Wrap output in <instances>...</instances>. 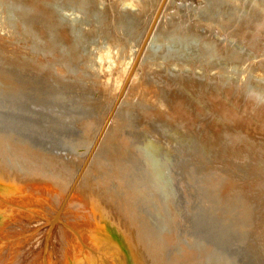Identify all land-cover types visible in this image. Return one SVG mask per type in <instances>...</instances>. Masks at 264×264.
Instances as JSON below:
<instances>
[{"label":"rangeland","instance_id":"rangeland-1","mask_svg":"<svg viewBox=\"0 0 264 264\" xmlns=\"http://www.w3.org/2000/svg\"><path fill=\"white\" fill-rule=\"evenodd\" d=\"M42 1L43 0H40L41 3ZM247 1L248 3H246ZM30 2L31 0H0V50L2 51H0V53L2 54L4 50H7L4 51L3 54L5 55H3V57L0 55L1 133L11 137H17L16 134L19 130H26L28 134L27 138L36 147V149L39 147L42 152L49 153L57 158H60L64 162L65 166L61 171L62 176L59 178L62 183L68 180L70 175L73 173L79 159L76 172L74 173L72 179L73 182L71 189H73L83 169L87 168L88 161H90L89 159L91 158L92 153L94 152L110 121L120 120L116 113L120 105L124 103H121L122 98L127 96L134 99L135 97L142 95V100L144 101L143 104L149 111H157V115L159 116L158 119L170 117L171 123L169 122L165 125L155 121L151 123L153 127L150 124H139L136 115L138 116L140 113L137 110L135 111L134 108L129 107L128 110H126L127 113H124V122H126V124L123 122V128L120 127L122 131L124 129V131L130 133L132 132L134 134L133 137H136V139L133 138L135 139V142L133 141V145L136 143L138 146H136L138 148L137 150L135 148H133V150L131 148L132 146H129L133 151L131 152L130 149L127 148L129 152L127 151L126 156L122 155L124 159L128 158V160H124L125 165L127 164V166H131V170H129L130 173H128L129 175H125L124 177L122 174H116L113 170H111L113 164L110 165L112 162L110 159L106 158L109 160L108 162L107 160L102 161V159L97 158L94 162L96 164L94 170L91 171V174L92 172L94 174V179H92L95 180L98 178V180L102 182L103 188L104 186H106V188L109 187L108 189L104 188L105 190L103 189V191H109L111 188V192H113V187H116V194L115 191L114 194L117 197H120L122 193L125 194L126 190L130 188V186L133 188V192L137 191V198L134 202L129 203L128 205L151 226H153L157 232L160 231L159 234L163 236V238L161 235L159 236L162 240L160 243H162V246L164 245V252L162 251V255L164 253L163 257L166 258L167 256L168 260L164 259V261H169V264L171 263V256L173 257L174 255L173 259L177 264H208L210 261H214V257L216 261L210 262V264H218L221 256V259L226 258V260L223 259L222 261L220 259L219 264H222L223 262V264H227L228 262V264H264V252L259 245V240L257 239L258 233L257 235L256 233L254 234L255 231L253 229L255 224L257 225V223H259L256 222V220L258 221V217L252 218V220H254L253 223L251 220L252 226L246 224V228L244 226L246 219L243 216H240L242 211V208L240 207H242L243 201L240 199H243V195L241 194L243 193L242 190L246 191L247 194H250V192H258L264 189L260 187L261 185L263 186V184L258 185L257 177L252 176L253 174L249 171L251 168L257 167L261 169L260 166L264 167L262 165L264 164V146H261L264 142V37L263 39L261 38L264 33V22L261 21L264 20L261 19V17H263L261 15L263 14L257 11L258 9L262 10L263 8L264 13V1L91 0V5L93 6L95 4L92 9L96 8V10H92V12L89 13L88 11L81 10L78 7L71 5L66 6L63 4L66 6V8L62 6L65 9L61 11L63 13V18L70 20L73 24H77L80 28L82 27L81 29L79 28V31H73L74 34L76 32L77 34L75 35L80 38H77V41L78 44L80 43L79 45H81L79 46V49L82 50L83 54L86 53L87 55L94 57L102 52V54L106 56L102 61L99 60L98 56L97 58L94 57L96 69L98 71L97 74L100 78L99 80H102L103 82V84L99 82L101 83L99 86L101 88L97 87L99 83L96 84L97 86L94 85L96 87L90 86V81H87V78L89 77L88 74L83 76L85 79L76 77L78 72L86 66V64L81 60L85 54L79 56L80 53H76L78 55H75V60L70 62L73 53L69 50L68 53L62 55L63 49H61V47L63 45L61 44L59 48L56 49L57 51H55L56 55H58L56 58H53L55 61L51 63L52 66L50 64V69H48V67L46 69L41 66L39 67V63H35V61H33L34 65L33 62L31 63V67H27V69H20V66L28 60L26 59L27 53L33 55L37 52L32 51L29 48L25 49V47H29L31 43L26 33H23L25 32L24 28L28 25L39 27L42 21V17L40 15L41 8L31 9L33 11H31V15L28 16L27 13H25L26 11L28 12V10L30 12ZM31 3L35 5L39 3V0H34ZM156 8H160L159 10L161 11L164 9L161 21H169L172 23L173 27L171 26V30L165 34L156 33L154 39L150 43V37L153 35L154 27L151 29L149 28L148 31L147 27L153 19V12ZM210 9H212L211 12ZM256 12L258 15L260 13V15L254 16L257 15L254 14ZM100 14L107 16V18L110 17L111 19L108 20L104 17L107 23L103 19L102 21H97L95 19L93 20V24L88 23V19H91V17H97L98 15L100 16ZM225 14L228 15L227 17L225 16L226 19L224 17ZM119 16L120 18L125 17L126 25H128L127 22L135 17V20H131L133 22L129 25L130 27H127L126 29L128 32L122 31L123 34L120 32L122 28H120ZM178 17L180 18L178 19ZM234 17H236V20L233 19ZM219 18L223 19H220L219 21ZM241 19L243 21H247L244 22L247 26L244 27ZM252 19H255L257 22ZM260 19L261 21H259ZM221 20H226V22ZM204 21L209 23L206 24ZM229 21L233 23V25L231 23L228 24L227 22ZM248 21L252 22L250 23ZM218 22L220 23L219 25ZM221 22H224L222 23L223 25H221ZM96 23V26L98 27L95 26ZM193 23L194 25H192ZM235 23L237 26L242 23L240 26H243V28L235 26ZM89 24H91V28L88 27ZM208 24H211V26ZM224 24L225 27H223ZM230 25L233 27L231 26L230 28ZM19 26L24 28L20 29L21 27ZM117 26H119L118 28L120 29H118ZM174 26H176L175 29ZM196 26H198V28ZM248 26H253V28ZM261 26L263 27L261 28ZM84 27L91 29V31H89L90 33L86 30L83 32L82 30ZM95 27L96 29H94ZM186 27H188L189 30H187L188 28L186 29ZM206 27H208V29ZM210 27H212L213 30ZM235 27L239 28H236L239 30H236L237 33L235 32ZM191 28L193 29L192 33L190 30ZM196 28L197 31H194ZM245 28L249 34L247 32L245 33ZM18 29L20 31H17ZM97 29L100 30L97 31ZM111 29L113 30L111 31ZM250 29H252L251 31L254 34L251 33ZM255 29L258 31H255ZM102 30L103 32H101ZM114 30L116 32H114ZM198 30H201L202 32H199ZM80 31H82L84 35H81L83 33ZM242 31H244L245 34H243ZM238 32H241L243 34L242 36H246L242 38L241 34ZM106 33L107 35L104 36ZM121 34L124 38L120 37ZM112 35L113 37L111 39ZM115 35L120 38L118 39ZM251 35H256L257 37H252ZM19 36L23 38L21 39ZM208 36L212 38L209 39ZM213 36H217L219 38L221 43L226 46H223L222 49L226 48V50H222L220 47H217V43L215 41L218 39L213 38ZM248 36L250 37L246 40L247 42L245 41V49L243 39ZM238 38H242L240 39L241 42H239ZM226 39H229L230 41H227ZM17 40H19L24 46H21V44L19 45V41ZM108 41H110V44ZM225 41L226 43H223ZM231 42L234 47L231 45ZM174 43L176 45H174ZM236 43H238L239 46H241V44L244 46L238 48ZM96 44L99 45L97 46ZM2 46L4 50L1 49ZM247 46L250 49H248ZM9 47H11V49H9ZM21 47L24 48L22 49ZM108 47L110 50H112V48L115 50L110 52ZM232 47H236L235 49L238 53L241 52L240 48H242V52L231 57L228 52L234 50L231 49ZM83 48H87V50H84ZM145 48H147V51H145ZM14 50L16 51L14 52ZM20 50H26V53ZM27 50H29V52ZM18 51H20V53H18ZM115 51L120 52L118 54ZM138 53L140 55L137 57ZM144 54L147 55L145 56V59H143L145 64H143L141 60V57H143ZM7 55L10 57L12 56L13 58H9ZM15 57H17V60ZM59 57L61 59H59ZM258 61L261 63H258ZM246 62L248 64H245ZM250 62L253 63L250 64ZM63 63H65V65ZM63 65L66 66V68H63ZM15 67L17 70L13 69ZM34 67H36V69ZM51 67L53 68L51 69ZM69 67L70 70H68ZM157 67L163 71L159 75L160 78L158 80H154L151 77V74ZM206 68H208V70ZM37 69L41 71H38ZM66 69L68 70V74ZM47 70H50V72L53 71L54 74L52 73V75L50 73L51 75L49 76V72ZM181 71L186 73V77H181L182 74L180 75L179 73ZM170 73L177 76L176 80L180 83V90H178L177 87L176 89L174 87L167 89L168 96L164 97L160 93V82H162L163 79H166ZM7 78H15L24 81L25 83L23 88L13 90L9 87H4L2 85V80ZM84 82L89 84H86V86ZM150 82L155 85V90H148L145 88L146 86L144 87L145 84H149ZM201 82H208L207 89L201 90ZM235 83H237V85ZM88 86H90V88ZM241 86L247 88V93L243 92V90L239 92ZM227 89H230V91ZM218 90L220 98H222L221 102L214 101L212 98L208 97L210 93ZM227 94L229 96H226ZM233 96L235 100L232 101ZM241 97H243L242 100ZM106 100L110 101L109 106H107L109 101L107 102ZM225 100L227 101V105H225ZM239 101L242 102V104ZM136 103L137 102L134 101L132 105L138 107V104ZM129 104L130 103L127 102V105L125 106L127 107ZM233 105L235 107L233 108V112H238L239 110L241 113L244 111L243 113L238 114V118L236 117L237 122L239 121V118H241L240 116L247 115L244 116L245 118L247 117V120H243L244 118L242 116L243 119L241 118L242 120L238 122L244 125L243 128L237 127L226 114L227 112L224 107L227 106L229 108L226 107V109H232ZM244 106L245 109L247 108L251 112L247 109L245 110ZM30 108L32 111H30ZM251 114L253 118L256 114L257 116L259 114L258 117H255L256 120L253 119L255 122L250 119ZM102 115H104V118L101 120L94 133L96 123ZM126 115H128V118ZM35 116L37 120L34 119ZM138 117H140V115ZM259 118L262 120V123L258 122L260 121ZM86 119L91 120L92 123H90L89 126L85 125V128L81 127L82 121L84 122ZM232 119L235 118L233 117ZM92 120L95 121L93 122ZM185 120L190 121V125L188 127L181 124V122H184ZM260 123L261 125H259ZM249 124L252 127L248 126ZM154 125L155 129H150L154 128ZM130 126H132V131L129 128ZM218 130L227 133L228 136H231L232 134V138H229L228 140L232 142L236 151L240 152L239 156H246L245 152H249V154L253 156V159L256 157L257 160H254L255 163L258 161V163H256L257 165H255V163H253L254 160L250 158L249 159L253 161H248V158L244 160L242 159V161L240 159H238V161L237 159L235 161L234 159H231L232 156L229 146L220 147V140L217 132ZM172 134H174V136ZM91 136L93 138L89 141ZM21 138L25 139L26 137L21 136ZM146 142L151 143L155 148L147 146ZM146 148H148V150ZM138 150H140V154H138ZM20 159V157H17V160ZM98 161H101L102 163ZM141 162L144 164L142 165ZM248 163L253 164V167ZM23 164L27 166L28 162L24 161L22 165ZM230 164H232V166ZM136 166H138V169H141L137 171L135 169ZM22 167L24 166L17 167L18 173L26 170L25 168L22 169ZM96 168L97 170L99 168V172H101L100 174L99 172H96ZM149 168L151 172L148 171ZM101 170H103V172ZM261 170L263 171L264 168ZM133 171L137 172L134 173ZM208 171L210 172L208 173ZM214 171L216 172L214 173ZM226 172L234 173L236 178L239 179L233 190H235L234 192L239 190L238 193L241 196L238 193L232 192L234 193L233 196H236L237 198L234 197L235 200H233L234 198L232 199V202H235L231 205L234 207L236 205H240L238 206L240 209L237 206L236 207L238 209L236 207L234 208L235 211L232 206H230L231 211L229 209L226 211V208L222 206L223 204L220 200L217 202L219 190L222 192L223 188L225 189L227 185L224 184L225 186L219 185L217 187L213 185V187L210 184L213 179L220 177V175H222L221 177L223 178L224 176L226 177L229 175L228 173L226 175ZM106 173L108 175L110 173L111 174L108 176ZM218 173H220V175ZM31 175L32 172L30 173L28 171L19 173L21 180L26 182L30 181ZM103 175L105 177H103ZM209 175H212L214 178H211L212 176L209 177ZM113 178H115V180ZM106 180L109 182L112 180L111 183L115 181V184H111L110 187V183H107ZM94 183L97 184V181ZM206 184H208V187ZM116 185L120 186L119 189ZM2 186L5 187L4 183L0 182V193L2 195L5 194L8 197L5 200L4 197L0 196L1 217H3V219L5 218V223L3 222L0 224V264H76L70 262L75 258H77L79 264H118L115 262L117 258L123 260L124 253L120 246L117 245L116 241H112L115 253L110 256L109 247L104 242L101 234L97 231H93V235V232H86V226L82 218H79L78 216L74 217L76 218L73 220L75 221L74 224H76L74 225L71 223L72 221L70 222L67 214L63 217L60 212L58 216L54 217V212H56L55 210H57L56 206L58 204L57 197L53 199V195L51 196L46 191V188L35 190L32 185H22L17 188H4L3 190H5V192H3V190H1ZM91 188L89 189L87 187V191L91 190L88 192L86 191L87 194L90 192L93 193ZM121 191L124 192L120 193ZM237 194L240 196V200H238ZM251 199L252 206H250V208L252 207V211H255L257 209L256 207L258 202H255L253 198ZM213 201L216 203L214 204ZM236 202L239 204L237 203L234 205ZM63 203L60 208H62ZM219 206L220 209L218 212ZM73 210L76 211L74 212ZM71 211L73 212L72 214H79V210L76 206H73ZM216 211L219 213L218 215H220V217L222 216L221 218L217 216ZM227 213L230 214L228 215ZM225 215L228 217H225ZM64 218H66V220ZM93 222L94 224H97V220H93ZM82 223L85 227H78L80 225L83 226ZM167 223L171 224L168 225ZM241 223H243V225ZM238 224H240V226ZM165 225H168V227H170L169 230H172L169 232L171 233L170 235L173 234L172 237L174 236L173 238L171 237L172 239H169L166 236L168 231L166 232V229H164ZM248 226H250V228H248ZM239 227H242L241 231L245 228L246 229L244 232H241ZM62 229L68 231L69 233L71 232L73 236L70 244L71 254L67 256V263L66 260L63 259L65 254L64 245L70 240L71 236H69L70 238L67 237L68 235L64 237L65 234H63ZM247 229L249 232L251 231V235ZM164 237H166L167 240ZM168 239L171 241H168ZM173 241L178 245H173ZM170 242L173 246H170ZM180 243L181 246H179ZM194 243L196 245L198 244L197 246H200L202 250H200V247L198 248ZM192 244L193 246L195 245L194 248ZM203 245L206 246L208 250ZM203 247L205 248V251H203ZM190 249L194 251H190ZM210 250L211 252H208ZM206 251L208 253H206ZM179 252H181V256H179V254L177 255ZM203 252H205L204 255H202ZM180 257H184L181 259L183 261L178 260V262L182 263H178L177 260H175ZM202 258L207 261L205 262L203 259L205 263H201L203 261H201ZM209 259L210 261L208 262ZM110 260H113L114 262ZM226 261L227 263H225ZM172 264L174 263L172 262Z\"/></svg>","mask_w":264,"mask_h":264},{"label":"bare ground","instance_id":"bare-ground-1","mask_svg":"<svg viewBox=\"0 0 264 264\" xmlns=\"http://www.w3.org/2000/svg\"><path fill=\"white\" fill-rule=\"evenodd\" d=\"M32 1H34V0H31V2ZM209 1V0H208ZM228 1H230V0H228ZM260 1H264V0H260ZM30 2V12H29V10H28V12L26 11L25 13H27V16L28 15H31V11H33V10H31V9H34V8H41V19H42V21H41V25H39V27H37V26H30V25H28L27 27H23L24 28V30H25V32H23V33H26V35H27V37H29V40H30V43H31V45L29 46V47H25V49L26 48H29V49H31L32 51H37V52H35L33 55H31V54H29V53H27V58L26 59H28L22 66H20V69H27V67H31L32 66V62L33 61H35V63L37 62V63H39V67L41 66V67H44L45 69L48 67V69H50V64L52 63V62H54L55 61V59H53L54 57L56 58L57 57V55H56V53H55V51H57L56 49L57 48H59V46H60V44L61 45H63L62 47H61V49H63L62 50V55L63 54H66V53H68V51L69 50H71L72 51V53H73V55L71 56V61L70 62H72V61H74L75 60V55H78V54H76V53H80L79 54V56L80 55H84L83 57H82V61L86 64V66L84 67V68H82L81 69V71H79L78 72V74H77V76L76 77H81L80 79H82L83 78V76L85 75H87L88 74V78H87V81L90 83V86L91 87H93L94 85H96V84H98L99 82H101L102 84H103V82H102V80H99L100 78H99V76H98V71H97V69H96V63H95V60H94V57L95 58H97V56L99 57V60H103L106 56H104V54H102V52L99 54V55H97V56H89V55H87L86 53H84L83 54V52H82V50L81 49H79V46H81V45H79L78 44V41H77V38H79V37H77L75 34H77L76 32H75V34H74V31H79V28L80 27H78V25L77 24H73V23H71V21L70 20H68V19H65V18H63V13L61 12V11H63V10H65L64 9V7L66 8V6L67 5H71V6H74V7H78V8H80L81 10H84V11H88V13L89 12H92V10H96V8H93L92 9V7L95 5H91V0H43L42 1V3L40 2V0H39V3H41V4H39V3H37V4H32ZM251 2V1H250ZM253 2V1H252ZM34 3V2H33ZM94 3V2H93ZM205 3V2H204ZM246 3H248V1L246 2ZM66 5V6H64V5ZM169 4H170V2H169ZM214 4V3H213ZM256 4V3H255ZM131 5H133V4H131ZM135 5V4H134ZM137 5V4H136ZM168 5V4H167ZM171 5V4H170ZM179 5V4H178ZM60 6H61V8H60ZM62 6H64V7H62ZM257 6V5H256ZM98 7V6H97ZM209 7V6H208ZM238 7V6H237ZM149 8V7H148ZM165 8H166V6H165ZM260 8H261V6H260ZM90 9H91V11H90ZM160 9V8H159ZM159 9H155L154 10V12H153V19L150 21V23H149V25H148V27H147V31H148V29L150 28H153L154 27V32H153V35L150 37L151 38V40H150V43H151V41L154 39V36L156 35V33L157 34H162V33H166V32H168V31H170L171 30V26H172V23L171 22H169V21H164L163 20V22L161 21V17L163 16L162 14H163V12H164V9H163V11H161V10H159ZM211 10L212 9H210V12H211ZM255 10H256V8H255ZM166 11V10H165ZM258 12H260V13H262L263 15H261V16H263V17H261V19L262 20H264V13H263V8H262V10H260V9H258L257 10ZM162 12V13H161ZM166 13V12H165ZM237 13V12H236ZM235 13V14H236ZM260 13H259V15H260ZM167 14V13H166ZM180 14V13H179ZM184 14V13H183ZM191 14V13H190ZM214 14V13H213ZM223 14V13H222ZM228 14V13H227ZM232 14V13H231ZM238 14V13H237ZM254 14H257V12L256 13H254ZM131 15V14H130ZM189 15V14H188ZM187 15V16H188ZM258 14L257 15H254V16H259ZM133 16V15H132ZM182 16V15H181ZM197 16V15H196ZM227 17L228 15H224V17ZM229 16H233V15H229ZM234 16H236V15H234ZM107 18V16H104L103 14H100V16L98 15L97 17H91V19H88L89 20V22L88 23H91V24H93L94 22H93V20H100V21H102V19L104 20V21H106L105 20V18ZM130 18H132L131 16H129ZM212 17V16H211ZM220 17H222V16H220ZM223 17V18H224ZM226 17H225V19H226ZM119 18H120V16H119ZM118 18V19H119ZM134 19H131V20H135V17H133ZM163 18H165V17H163ZM180 17H178V19H179ZM199 18V17H198ZM214 18V17H213ZM223 18H219V21H220V19H223ZM229 18V17H228ZM236 17H234L233 19H235ZM237 18H239V17H237ZM247 18V17H246ZM21 19V18H20ZM108 20L109 19H111L110 17H108L107 18ZM166 19V18H165ZM177 19V18H176ZM177 19V20H178ZM188 19V18H187ZM196 19V18H195ZM201 19V18H200ZM212 19V18H211ZM218 19V18H217ZM230 19H232V18H230ZM229 19V20H230ZM242 19H244V18H242ZM241 19V20H242ZM250 19V18H249ZM255 19H257V18H255ZM255 19H252V20H255ZM259 19V18H258ZM261 19L259 20V21H261ZM87 20V21H88ZM129 21V22H127L128 23V25H126V20H125V17H122V18H120V21H119V24H120V28H122L121 29V31L120 32H122V31H127L126 29H127V27H130L129 25L133 22V21ZM170 20V19H169ZM181 20V19H180ZM180 20H179V22H180ZM197 20V19H196ZM213 20V19H212ZM236 20V19H235ZM238 20V19H237ZM199 21V20H198ZM221 21H225L226 22V20H221ZM234 21V20H233ZM232 21V22H233ZM243 21V20H242ZM256 21V20H255ZM254 21V22H255ZM258 21V22H259ZM117 22V21H116ZM162 22V23H161ZM176 22H178V21H176ZM192 22V21H191ZM205 23H206V21H204ZM203 22V23H204ZM241 22V21H240ZM244 22H247V21H243L242 23H243V25H244V27L245 26H247V24L245 23L244 24ZM248 22H250V21H248ZM252 22V21H251ZM250 22V23H251ZM257 22V21H256ZM255 22V23H256ZM261 22H264V21H261ZM102 23V22H101ZM100 23V25H101V27H102V24ZM106 23H107V21H106ZM105 23V24H106ZM109 23V22H108ZM111 23V22H110ZM113 23V22H112ZM175 23V22H174ZM207 23H209V22H207ZM206 23V24H207ZM222 23H224V22H221V25H223ZM228 24H230L231 22L229 21V22H227ZM239 23V22H238ZM241 23V24H242ZM21 24H24V23H21ZM91 24H89V28H91ZM175 24H177V23H175ZM213 24H215V23H213ZM220 23L218 22V25H219ZM226 24V23H225ZM225 24H224V26L223 27H225ZM232 25H233V23H231ZM240 24V25H241ZM264 24V23H263ZM97 25V23L95 24V26ZM112 25V24H111ZM114 25V24H113ZM182 25V24H181ZM192 25H194V23L192 24ZM195 25H197V24H195ZM209 25V24H208ZM207 25V26H208ZM232 25H230L229 27L231 28V26ZM239 25V24H238ZM237 26L236 25V23H235V26H237V27H242L243 28V26ZM252 25V24H251ZM83 26V25H82ZM93 26V25H92ZM209 26H211V24L209 25ZM258 26V25H257ZM19 27H21V26H19ZM86 28V27H84L83 28V32L86 30L88 33H90L89 31H91V29H89V28ZM94 27V26H93ZM93 27H92V29H93ZM96 27H98V26H96ZM96 27L94 28V29H96ZM119 26H117V28H118ZM132 27V26H131ZM173 27V26H172ZM175 27L176 26H174V29H175ZM190 27H193V26H190ZM197 28H198V26H196ZM227 27V26H226ZM233 27V26H232ZM237 27H235V32L237 33V31H239V30H237V29H239V28H237ZM248 27H252L253 28V26H248ZM254 27H255V24H254ZM263 26H261V28H262ZM22 27L20 28V29H23ZM82 28V27H81ZM80 28V29H81ZM99 28H100V26H99ZM103 28V27H102ZM120 28H118V29H120ZM188 27H186V29H187ZM197 28H196V30H194V31H197ZM205 28V27H204ZM207 29H208V27H206ZM211 29H212V27H210ZM229 28V29H230ZM237 28V29H236ZM247 28V27H246ZM246 28H245V30H246ZM146 29V28H145ZM173 29V28H172ZM173 29V30H174ZM179 29V28H178ZM195 29V28H194ZM200 29V28H199ZM247 29H249V28H247ZM74 30V31H73ZM98 30H100V29H97V31ZM113 29H111V31H112ZM187 30H189V28L187 29ZM191 30V33H192V31H193V29L191 28L190 29ZM213 30V29H212ZM233 30H234V28H233ZM237 30V31H236ZM241 30V29H240ZM242 30H244V29H242ZM252 29H250V31H251ZM262 30V29H261ZM263 30H264V27H263ZM262 30V31H263ZM17 31H20L19 29L17 30ZM21 31H23V30H21ZM82 31H80L81 33H83ZM96 31V30H95ZM95 31H92V32H95ZM96 31V32H97ZM176 31V30H175ZM199 31V30H198ZM201 31V30H200ZM199 31V32H200ZM209 31H211V30H209ZM225 31V30H224ZM228 31V30H227ZM230 31H231V29H230ZM249 31V30H248ZM255 31H258V30H256L255 29ZM86 32V33H87ZM100 32V31H99ZM101 32H103V30L101 31ZM114 32H116L115 30H114ZM118 32H119V30H118ZM128 32V31H127ZM142 32V31H141ZM202 32V31H201ZM213 32H215V31H213ZM226 32V31H225ZM233 32V31H232ZM243 32V34H245L246 32H247V30L245 31V33H244V31H242ZM264 32V31H263ZM17 33V32H16ZM79 33V32H78ZM80 33V34H81ZM105 33V32H104ZM110 33V32H109ZM108 33V34H109ZM175 33V32H174ZM179 33V32H178ZM188 33H190V32H188ZM190 33V34H191ZM206 33H207V31H206ZM208 33H210V32H208ZM235 33V34H236ZM239 33V32H238ZM248 33V32H247ZM251 33H252V31H251ZM250 33V34H251ZM122 34H123V32H122ZM122 34H121V36L120 37H123L122 36ZM125 34V33H124ZM176 34V33H175ZM210 34H212V33H210ZM215 34V33H214ZM234 34V35H235ZM239 34H241V37L243 38L244 36H246V35H244V36H242L243 34L240 32ZM249 34V33H248ZM252 34H254V33H252ZM81 35H84V33L83 34H81ZM88 35V34H87ZM91 35V34H90ZM105 35H107V33L106 34H104V36ZM111 35V34H110ZM134 35V34H133ZM168 35V34H167ZM185 35V34H184ZM209 35V34H208ZM216 35V34H215ZM17 36V35H16ZM116 36V35H115ZM140 36V35H139ZM138 36V37H139ZM166 36V35H165ZM179 36V35H178ZM207 36V35H206ZM252 36V35H251ZM254 36V35H253ZM252 36V37H253ZM256 36V35H255ZM254 36V37H255ZM21 36H19V38H20ZM82 37V36H81ZM112 37H113V35L111 36V39H112ZM117 37V36H116ZM119 37V38H120ZM209 37V36H208ZM222 37V36H221ZM220 37V38H221ZM226 37V36H225ZM240 37V36H239ZM250 36H248L246 39L244 38L242 41L244 42V45H245V49H246V43H245V41L249 38ZM251 37V38H252ZM257 37V36H256ZM263 37H264V33H263V36H261V38L263 39ZM19 38H17V39H19ZM23 37H21V39H22ZM85 38V37H84ZM88 38V37H87ZM115 38V37H114ZM118 38V37H117ZM118 38V39H119ZM124 38V37H123ZM181 38H183V37H181ZM212 38V37H211ZM210 37H209V39H211ZM213 38H217L218 40L217 41H215V39H214V41L217 43V47H220L221 49L223 48V44L221 43V41L219 40V38L217 37V36H213ZM230 38V37H229ZM231 38H232V36H231ZM234 38V37H233ZM242 38H240V39H242ZM24 39H25V37H24ZM80 39V38H79ZM139 39V38H138ZM222 39V38H221ZM239 39V38H238ZM240 39H239V42H241L240 41ZM253 39V38H252ZM256 39V38H255ZM258 39V38H257ZM26 40V39H25ZM24 40V41H25ZM28 40V41H29ZM82 40H83V38H82ZM94 40V39H93ZM223 40H225V39H223ZM227 40V39H226ZM229 40V39H228ZM227 40V41H228ZM254 40V39H253ZM17 41H19V40H17ZM114 41V40H113ZM165 41V40H164ZM230 41V40H229ZM232 41V40H231ZM2 42V41H1ZM87 42V41H86ZM100 42V41H99ZM110 41H108V43H109ZM116 42V41H115ZM220 42V43H219ZM238 42V43H239ZM247 42V41H246ZM249 42V41H248ZM251 42V41H250ZM264 42V41H263ZM7 43V42H6ZM24 43V42H23ZM112 43V42H111ZM120 43V42H119ZM223 43H226V41L225 42H223ZM228 43V42H227ZM230 43V42H229ZM238 43H236L237 45H238V48L239 47H241L242 46V44H241V46H239V44ZM15 44H16V42H15ZM18 44V43H17ZM21 43H20V41H19V45H20ZM24 44H26V43H24ZM86 44V43H85ZM85 44H84V47H85ZM110 44V43H109ZM122 44V43H121ZM252 44H253V42H252ZM257 44H258V42H257ZM2 45V44H1ZM97 45V44H96ZM99 45V44H98ZM97 45V46H98ZM100 45H102V44H100ZM174 45H176L175 43H174ZM231 45H233L232 44V42H231ZM243 45V46H244ZM264 45V44H263ZM5 46V45H4ZM21 46H24V45H22L21 44ZM104 46V45H103ZM102 46V47H103ZM112 46V45H111ZM167 46V45H166ZM173 46V45H172ZM242 46V47H243ZM262 46V45H261ZM260 46V47H261ZM6 47V46H5ZM14 47V46H13ZM20 47V46H19ZM87 47V46H86ZM95 47V46H94ZM110 47V46H109ZM109 47H108V49H109ZM120 47H121V45H120ZM175 47V46H174ZM224 47H226V46H224ZM233 47H234V45H233ZM231 48V49H234V50H231L230 52H228V54L231 56V57H233V55H238V54H240L241 52H242V48H240V53H238L237 51H236V47L235 48ZM258 47V46H257ZM256 47V48H257ZM264 47V46H263ZM7 48H8V46H7ZM6 48V49H7ZM22 48V47H21ZM24 48V47H23ZM22 48V49H23ZM81 48V47H80ZM99 48V47H98ZM112 48V47H111ZM167 48V47H166ZM247 48L248 49H250L248 46H247ZM1 49H3V46H2V48ZM9 49H11V47H9ZM16 49V48H15ZM20 49V48H19ZM84 49V48H83ZM96 49V48H95ZM117 49V48H116ZM122 49V48H121ZM225 50H226V48H224ZM224 49H222V50H224ZM244 49V50H245ZM247 49V50H248ZM252 49H254V48H252ZM251 49V50H252ZM259 49V48H258ZM263 49V48H262ZM4 50V49H3ZM84 50H87V48L86 49H84ZM110 50V49H109ZM115 50V49H114ZM113 50V48H112V50H110V52L111 51H114ZM124 50V49H123ZM238 50V49H237ZM257 50V49H256ZM1 51V50H0ZM4 51H7V50H4ZM4 51H3V53H4ZM9 51V50H8ZM16 50H14V52H15ZM20 51H22V50H20ZM20 51H18V53H20ZM28 52H29V50H27ZM145 51H147V48H145ZM263 51H264V49H263ZM2 52V51H1ZM10 52V51H9ZM12 52V51H11ZM22 52H25L26 53V50L25 51H22ZM59 52V51H58ZM57 52V53H58ZM85 52V51H84ZM106 52V51H105ZM108 52V51H107ZM116 52V51H115ZM120 52V51H119ZM119 52H116V53H118L119 54ZM252 52H254V51H252ZM1 54L0 53V55L3 57V55H5V54ZM6 53V52H5ZM71 53V54H72ZM109 53V52H108ZM140 53V52H139ZM137 54V57L140 55V54ZM225 53H227V52H225ZM250 53V52H249ZM8 54V53H7ZM29 54V55H28ZM39 54V55H38ZM110 54H112V53H110ZM145 54H146V52H145ZM144 54V56L143 57H141V60H142V63L143 64H145V62H143V59H145V56H147V55H145ZM258 54V53H257ZM11 55V54H10ZM13 55H14V53H13ZM107 55V54H106ZM241 55H243V54H241ZM251 55V54H250ZM254 55V54H253ZM8 56V55H7ZM25 56V55H24ZM60 56V55H59ZM108 56V55H107ZM112 56V55H111ZM4 57H6V56H4ZM9 58H11L10 56H8ZM23 57V56H22ZM21 57V58H22ZM52 57V58H51ZM61 57V56H60ZM59 57V59H61ZM242 57V56H241ZM247 57V56H246ZM251 57V56H250ZM9 58H8V60H9ZM13 58V57H12ZM17 57H15V59H16ZM24 58V57H23ZM66 58V57H65ZM70 58V57H69ZM81 58V57H80ZM252 58V57H251ZM3 59V58H2ZM1 59V60H2ZM14 59V60H15ZM77 59H78V56H77ZM6 60H7V58H6ZM17 60V59H16ZM263 60V59H262ZM24 61H25V59H24ZM67 61V60H66ZM97 61H98V59H97ZM96 61V62H97ZM248 61V60H247ZM255 61V60H254ZM20 62H21V60H20ZM62 62H64V61H62ZM62 62H60V63H62ZM257 62V61H256ZM260 61H258V63H259ZM253 63V62H252ZM251 62H250V64H252ZM255 63V62H254ZM261 63V62H260ZM3 64V63H2ZM64 65H65V63H63ZM99 64V63H98ZM245 64H248L247 62L245 63ZM257 64V63H256ZM263 64H264V61H263ZM33 65H34V62H33ZM63 65V68H66V66H64ZM70 65V64H69ZM68 65V66H69ZM180 65V64H179ZM260 65V64H259ZM37 66V65H36ZM51 66H52V64H51ZM102 66V65H101ZM249 66H251V65H249ZM263 66V65H262ZM25 67V68H24ZM97 67H98V65H97ZM167 67V66H166ZM257 67H258V65H257ZM261 67V66H260ZM33 68V67H32ZM35 69H36V67H34ZM53 67H51V69H52ZM68 68V67H67ZM102 68H103V66H102ZM13 69H16V67L15 68H13ZM40 69V68H39ZM207 70H208V68H206ZM17 70V69H16ZM38 70V69H37ZM62 70H65V69H62ZM68 70H70V67H69V69ZM68 70L66 69V72H67V74H68ZM161 70V71H160ZM38 71H41V70H38ZM48 72H49V76L53 73V71L52 72H50V70H47ZM162 69H160L159 67H157V68H155V70L153 71V73L151 74V77L155 80V79H159L160 78V73H162ZM65 72V73H66ZM205 72H207V71H205ZM51 73V74H50ZM62 73H63V71H62ZM65 73H64V75H65ZM180 73V75H181V77H186V73H183L182 71L181 72H179ZM208 73V72H207ZM206 73V74H207ZM54 74V73H53ZM52 74V75H53ZM66 74V75H67ZM176 77L177 76H175V74H173V73H170L168 76H167V78L166 79H163L162 80V82H160L161 83V95H163L164 97H166V96H168V94H167V89H170V88H172V87H174L175 89H176V87L178 88V90H180V88H179V82H177V80H176ZM79 78H77V79H79ZM79 79V80H80ZM83 79H85V78H83ZM245 79V78H244ZM247 79V78H246ZM79 80H78V82H79ZM241 80V79H240ZM19 81H21V80H18V79H11V78H7V79H5V80H2V85L4 86V87H9L10 89H13V90H17V89H19V88H23V86H24V81H21V82H19ZM80 81H82V80H80ZM84 81V80H83ZM86 81V80H85ZM86 81V82H87ZM233 82V81H232ZM248 82V81H247ZM85 83V82H84ZM88 83V84H89ZM101 83H99V85L97 86V87H99L100 86V84ZM234 83V82H233ZM244 83V82H243ZM87 83H85V85H86ZM87 84V85H88ZM208 84V82H201V90H205V89H207V85ZM231 84V83H230ZM236 85H237V83H235ZM242 84V83H241ZM246 84V83H245ZM244 84V85H245ZM84 85V84H83ZM86 85V86H87ZM240 85V84H239ZM85 86V87H86ZM90 86H88L89 88H90ZM96 86H94V87H96ZM102 86V85H101ZM146 86V87H145ZM235 86V85H234ZM248 86V85H247ZM87 87V88H88ZM144 87L146 88V89H148V90H155L156 88H155V85L153 84V83H149V84H145L144 85ZM232 87V86H231ZM99 88H101V87H99ZM234 88V87H233ZM232 88V89H233ZM236 88V87H235ZM238 88V87H237ZM240 88V87H239ZM105 89H107V88H105ZM102 90V89H101ZM227 90H229L230 91V89H227ZM226 90V91H227ZM243 90V92H246L247 93V88L246 87H244V86H241V88H240V90H239V92L240 91H242ZM20 91V90H19ZM235 91H236V89H235ZM107 92V91H106ZM219 90L218 91H214L213 93H210L209 94V98H212V100H214V101H217V102H221V99L222 98H220V95H219ZM242 92V93H243ZM254 92V91H253ZM19 93V92H18ZM228 93V92H227ZM231 93V92H230ZM229 93V94H230ZM238 93V92H237ZM232 94H234V93H232ZM231 94V95H232ZM257 94V93H256ZM242 95V94H241ZM240 95V96H241ZM226 96H229L228 94L226 95ZM243 97L245 98V96L243 95ZM243 97H241V100L243 99ZM103 98V97H102ZM109 98V97H108ZM107 98V99H108ZM233 98H234V96H233ZM232 98V101L233 100H235V98L233 99ZM231 99V98H230ZM131 100V101H130ZM240 100V101H241ZM107 102L109 101V100H106ZM137 102L136 104H138V107H135L134 105H132L133 104V102ZM231 101V100H230ZM239 101V102H240ZM122 102H124V103H122ZM127 102H129L130 104L126 107L125 105H127ZM143 100H142V95H139V96H137V97H135L134 99H131V98H129V97H127V96H124L123 98H122V100H121V105H120V107H119V109L117 110V116L119 117V121H114V120H111L110 121V123H109V125L106 127V130L103 132V134H102V137H101V139L99 140V143L97 144V146H96V148H95V150H94V152L92 153V155H91V158L89 159L90 161H88V165H87V168H84L83 169V171H82V173H81V175H80V177H79V179L77 180V182L75 183V185H74V187H73V189H71V185H72V182H73V176H74V173L76 172V169H77V166H78V162H79V159H78V161H77V165H76V167L74 168V170H73V173L70 175V177L68 178V180H66L64 183H62V182H60L61 180L59 179L60 178V176H62L61 175V171L63 170V168H64V166H65V164H64V162L60 159V158H57V157H55V156H53V155H51V154H49V153H45V152H42V150H40L39 149V147H37V149H36V147L29 141V139L27 138V131L25 130H19L18 132H17V134H16V136L17 137H11V136H8V135H6V134H2L1 132L2 131H0V182L1 183H4V186L5 187H3L2 186V189L1 190H3L4 188L6 189V188H9V187H11V188H14V187H19V186H22V185H32L34 188H35V190H40V188H46L47 190V192L52 196L53 195V199H55V197H57V206H56V208H57V210H55L56 212H54L55 213V215H54V217L55 216H58V214L61 212V215L63 216V217H65V215L67 214L68 216H69V219H70V222L71 223H75V221H73L74 219H76V218H74V217H76V216H78L79 218H82L83 219V221H84V223H85V226L83 225V223H82V225L83 226H78V227H85V230H86V232H88V233H92L93 231H97V232H99L100 234H101V236H102V238H103V240H104V242L107 244V246L109 247V255L111 256V255H114V253H115V248L113 247V243H112V241H116V243H117V245H119L120 246V248L122 249V251H123V253H124V256H123V260L122 259H118L117 258V260L115 261L116 263H118V264H169L168 262L169 261H167L166 262V260H168L167 259V256H166V258L165 257H163V255H164V253H163V255H162V251L164 250V245L162 246V243H160V242H162V240H161V237H159L161 234H159V232L160 231H156L154 228H153V226H151L146 220H144L140 215H138V213H136L134 210H132L131 208H130V206L128 205L129 203H132V202H134V200L137 198V191L136 192H133V188L130 186V188H128L127 190H126V192H125V194L124 193H122V192H124V191H121L120 193H122V197L120 196V197H117L115 194H116V191H115V188L116 187H113L114 189H112V190H114L115 191V194H114V191L113 192H111V188H110V192L108 191V190H106V191H103V189L104 188H106V186H104V188H103V185H102V182H100V180H98V178L97 179H95V180H93L94 178H93V172H92V174H91V171H93L94 170V167H95V160L98 158V159H102V161L103 160H107L106 158H108V159H110L111 161V163H110V165H112V169L111 170H113L116 174H118V175H120V174H122L124 177H125V175L127 176V175H129L128 173H130L129 172V170H131V166H127V164L125 165V161L124 160H128V158L127 159H124L123 158V156L122 155H125L126 156V153H127V148H129L130 149V147L129 146H132L131 148L133 149V148H135L136 150L138 149L137 147V144L135 145H133V141L136 139V137H133L134 136V134L131 132H126V131H124V129H123V131H122V129L120 128V127H122V126H124V124H123V122L125 121V114L124 113H127L126 112V110H128V108L130 107V108H134V110L136 111H138L140 114V117H138L137 115H136V118H138V121H139V124H150L151 125V123L152 122H158V123H163V124H165V125H167V123H171V119H170V117H168V118H164V119H158V115H157V111H155V112H151V111H149L148 110V108L143 104ZM226 100H225V105H227L226 104ZM244 102V101H243ZM103 103H104V101H103ZM109 103H110V101L107 103V106H109ZM146 103V102H145ZM241 104H242V102H240ZM246 103V102H245ZM249 103V102H248ZM106 104V103H105ZM235 104V103H234ZM237 104H239V103H237ZM224 105V106H225ZM232 105V104H231ZM230 105V106H231ZM236 105V104H235ZM248 105V104H247ZM229 106V105H228ZM19 107V106H18ZM227 107V106H226ZM226 107H224L225 108V110H226V114L229 116V118L233 121V123L237 126V127H240V128H243V124L242 123H238V122H240V120H242L243 118V120H247V117L245 118L244 116H247V115H242L243 116V118H242V116H240L241 118H239V121L237 122V118L239 117V110H238V112L237 111H235V112H233V108H235L234 107V105H233V107H232V109H226ZM247 107V106H246ZM103 108V107H102ZM227 108H229V107H227ZM231 108V107H230ZM24 109V108H23ZM31 109V108H30ZM244 109H245V106H244ZM247 109V108H246ZM245 109V110H246ZM248 111H250L249 109H247ZM28 111H29V109H28ZM30 111H32V109L30 110ZM106 111V110H105ZM12 112V111H11ZM244 111H242L241 113H243ZM247 112V111H246ZM251 112V111H250ZM137 113V112H136ZM240 113V114H241ZM261 113V112H260ZM104 114H105V112H104ZM245 114V113H244ZM36 115V114H35ZM249 115V114H248ZM128 115H126V117H127ZM251 116V118L250 119H255V117L257 116V114L255 115V117L253 118L252 117V114L250 115ZM258 116H259V114H258ZM257 116V117H258ZM28 117V116H27ZM234 117L235 119H232V118ZM237 117V118H236ZM249 117V116H248ZM98 118V117H97ZM97 118H96V121H97ZM104 118V115H102L101 117H100V119L98 120V122L96 123V128L94 129V133H95V131H96V129L98 128V126H99V124H100V122H101V120ZM128 118V117H127ZM140 118V119H139ZM34 119H36V116L34 117ZM95 119V118H94ZM118 119V118H117ZM249 119V118H248ZM263 119V118H262ZM37 120V119H36ZM235 120H236V122H235ZM256 120V119H255ZM259 120H260V118H259ZM93 122L95 121V120H92ZM127 121V120H126ZM249 121V120H248ZM247 121V122H248ZM262 120H260V121H258V122H261ZM81 122V121H80ZM242 122V121H241ZM253 122H255L254 120H253ZM257 122V121H256ZM90 123H92L91 122V120H89V119H86V120H84V122L82 121V123H81V127H84L85 125H90ZM125 124H126V122H124ZM135 123V122H134ZM243 123H244V121H243ZM262 123V122H261ZM261 123L259 124V125H261ZM157 124V123H156ZM162 124V125H163ZM181 124H183V125H185L186 127H188L189 125H190V121H187V120H185L184 122H181ZM247 124V123H246ZM245 124V125H246ZM256 124V123H255ZM258 124V123H257ZM79 125H80V123H79ZM95 125V124H94ZM129 125V124H128ZM164 125V126H165ZM253 125V124H252ZM152 126V125H151ZM160 126V125H159ZM248 126H251L250 124L248 125ZM256 126V125H255ZM263 126V125H262ZM261 126V127H262ZM131 127L132 126H130L129 128H130V130H131ZM153 127V126H152ZM246 127V126H245ZM244 127V128H245ZM252 127V126H251ZM254 127V126H253ZM258 127V126H257ZM256 127V128H257ZM260 127V128H261ZM22 128V127H21ZM85 128V127H84ZM123 128V127H122ZM128 128V129H129ZM250 128V127H249ZM24 129H26V128H24ZM121 129V130H120ZM150 129H155V125H154V128H150ZM164 129V128H163ZM252 129H254V128H252ZM148 130V129H147ZM122 131V132H121ZM132 131V130H131ZM141 131H143V130H141ZM161 131V130H160ZM218 132V136H219V140H220V147H224V146H229V148H230V150H231V159H234V161L237 159V161H238V159H240L241 161H242V159L244 160V159H246V158H250V159H253V156L252 155H250L249 154V152H245L246 153V156H243L242 155V157L241 156H239V154H240V152H237L236 151V149H235V147H234V145L232 144V142H230V140H228L229 138H232V134H231V136H228V134L227 133H224V132H222L221 130H218L217 131ZM137 134V133H136ZM173 136H174V134H172ZM172 135H171V137H172ZM230 135V134H229ZM21 136H24V137H26L25 139H22L21 138ZM93 136V135H92ZM91 136V138H90V140L89 141H91V139L93 138ZM137 136V135H136ZM142 136V135H141ZM235 137V136H234ZM234 137H233V139H234ZM133 138H135V139H133ZM141 138V137H140ZM143 138H144V136H143ZM171 139V138H170ZM137 141V140H136ZM144 141V140H143ZM135 142V141H134ZM264 143V142H263ZM262 143V145L261 146H264V144ZM146 144H147V146H149V147H153V145L151 144V143H149V142H146ZM137 146V147H136ZM141 147V146H140ZM139 147V148H140ZM153 148H155V147H153ZM147 150H148V148H146ZM134 150V149H133ZM133 150H131L130 149V151L132 152ZM142 150V149H141ZM140 150H138V154H140V152H139ZM129 152V151H128ZM142 152H143V150H142ZM134 153V152H133ZM129 154V153H128ZM132 154V153H131ZM135 154V153H134ZM104 155V156H103ZM106 155V156H105ZM130 155V154H129ZM133 155V154H132ZM137 155V154H136ZM144 155V154H143ZM249 155V156H248ZM139 156V155H138ZM17 157H20L21 159L20 160H17ZM133 157H134V155H133ZM143 157V156H142ZM130 158V157H129ZM139 158H141V157H139ZM150 158V157H149ZM134 159H136V158H134ZM143 159V158H142ZM230 159V160H231ZM248 160V161H253L254 159L255 160H257L256 159V157H254V159L253 160ZM145 160V159H144ZM255 160L253 161V163H255ZM28 162V165L27 166H25L24 164L22 165V163L23 162ZM108 162H109V160H107ZM134 161V160H133ZM136 161V160H135ZM140 161V160H139ZM138 161V162H139ZM146 161V160H145ZM237 161H236V163H237ZM241 161H240V163H241ZM246 161V160H245ZM98 162H101V161H98ZM102 163V162H101ZM100 163V164H101ZM142 163V162H141ZM147 163V162H146ZM235 165H237L235 162H233ZM246 163V162H245ZM256 163H258V161L256 162ZM255 163V165H257ZM260 163V162H259ZM106 164V163H105ZM109 164V163H108ZM124 164V165H123ZM134 164V163H133ZM138 164V163H137ZM140 164V163H139ZM144 163H142V165H143ZM242 164V163H241ZM249 165L251 164V163H248ZM99 165V164H98ZM123 165V166H122ZM136 165V164H135ZM231 166H232V164H230ZM252 165V167H253V164H251ZM261 165V164H260ZM260 165H258V166H260ZM263 166H264V164H262ZM20 166H24V167H22V169L23 168H25L26 170L25 171H21V172H32V175H31V178H30V181L29 182H26V181H23V180H21V178H20V176H19V173H21V172H19L18 173V170H17V167H20ZM133 166V165H132ZM96 167H98V166H96ZM101 167V166H100ZM111 167V166H110ZM138 166H136V170L138 171V170H140V169H138L137 168ZM140 167H141V165H140ZM148 167V166H147ZM31 168V169H30ZM102 168V167H101ZM104 168V167H103ZM146 168V167H145ZM150 168H151V166H150ZM150 168L148 169V171H150ZM159 168V167H158ZM246 168H247V164H246ZM248 168H249V166H248ZM260 168L261 169H263L264 167H261L260 166ZM134 169V168H133ZM250 169V168H249ZM261 169H259V168H257V167H255V168H251V170H249V171H251V174H253L252 176H255V177H257V182H258V185L259 184H263V186L261 185L260 187H262V188H264V170L262 171ZM96 170H97V168H96ZM104 170V169H103ZM103 170H101L102 172H103ZM231 170V169H230ZM100 170H99V168H98V170L96 171V172H99ZM125 171V172H124ZM136 171V172H137ZM201 171V170H200ZM218 171V170H217ZM95 172V171H94ZM95 172V173H96ZM107 172H108V169H107ZM124 172V173H123ZM134 172V171H133ZM136 172H134V173H136ZM151 172V171H150ZM210 171H208V173H209ZM211 172H213V171H211ZM216 171H214V173H215ZM230 172V171H229ZM229 172H226V175H227V173L229 174V175H227L226 177L224 176V178L223 177H221L222 175H220V173H222V172H220V173H218L219 175H220V177H217V178H215V179H213L212 180V182L210 183L211 184V186H223L224 184L225 185H227L226 186V188L224 189L223 188V190H222V192H220V190H219V197L217 198L218 200H217V202L220 200V202L223 204L222 206H224L225 208H226V211L229 209L230 210V206H232L233 207V209L237 206H240V205H236L238 202H236L234 205H236L235 207L233 206V205H231L232 203H234V202H232L233 200H235V198L234 197H236V196H233V194L234 193H238V191L237 192H234L235 190H233V188L236 186V184L238 183V181H239V179H237L236 178V176L234 175V173H229ZM101 172H99V174H100ZM112 173V172H111ZM110 173V174H111ZM139 173V172H138ZM152 173H154V172H152ZM151 173V174H152ZM213 173V175L215 176V174ZM98 174V173H97ZM109 174V175H110ZM104 175H105V173H104ZM103 175V177H105ZM106 175H108L107 173H106ZM108 175V176H109ZM117 175V176H118ZM138 175V174H137ZM141 175V174H140ZM139 175V176H140ZM148 175V174H147ZM146 175V176H147ZM154 175V174H153ZM223 175H224V173H223ZM138 176V177H139ZM210 176H212V175H209V177ZM95 177V176H94ZM102 177V178H103ZM143 177V176H142ZM150 177H151V175H150ZM93 178V179H92ZM111 178H112V176H111ZM153 178V177H152ZM211 178H214L213 176L211 177ZM114 180H115V178H113ZM136 179L138 180V178L136 177ZM102 180V179H101ZM141 180V179H140ZM148 180H149V178H148ZM95 181H97V184H95L94 182ZM104 181V180H103ZM107 181V183L109 182L108 180H106ZM143 181V180H142ZM158 181V180H157ZM207 181V180H206ZM105 182V181H104ZM111 182H112V180H111ZM111 182H109L110 183V187H111V184H115L114 182L113 183H111ZM144 182H146V181H144ZM106 183V184H107ZM117 183H118V181H117ZM116 183V184H117ZM129 183V182H128ZM206 183H208V182H206ZM70 184V185H69ZM104 184V183H103ZM210 184H209V186H210ZM105 185V184H104ZM121 185V184H120ZM224 185V186H225ZM69 186V187H68ZM109 186V185H108ZM117 186V188L119 189V187L120 186H118V185H116ZM126 186V185H125ZM206 186L208 187V184H206ZM213 186V187H214ZM87 187L90 189L91 187V189H92V192L93 193H89V194H87V192L88 191H91V190H86L87 189ZM126 187H128V186H126ZM164 187V186H163ZM109 188V187H108ZM108 188H106V189H108ZM204 188V187H203ZM97 189V190H96ZM219 189V188H218ZM221 189V188H220ZM105 190V189H104ZM205 190V189H204ZM216 190V189H215ZM233 190V191H232ZM14 191V190H13ZM21 191V190H20ZM87 191V192H86ZM120 191V190H119ZM119 191H117V192H119ZM167 191V190H166ZM213 191V190H212ZM3 192H5V190H3ZM2 192V193H3ZM39 192V191H38ZM42 192V191H41ZM209 192V191H208ZM232 192H234V193H232ZM242 192L244 193H241L242 195H243V199L242 198H240L241 200H243L242 201V207H240V208H242V211H241V214H240V216H243L245 219H246V221L244 222V226L246 227V224H249V225H251V220H252V218H255V217H258V221L256 220V222H259V223H257V225L255 224V227L253 228L254 229V234L256 233V235H257V233H258V236H257V239L259 240V245H260V247H261V249L263 250V252H264V189L263 190H260V191H258V192H250V194H247V192L246 191H243L242 190ZM7 193V192H6ZM43 193V192H42ZM100 194V195H99ZM124 194V195H123ZM200 194V193H199ZM206 194V193H205ZM216 194H218V193H216ZM239 194V193H238ZM238 194H237V196H238ZM103 195V196H102ZM240 195V194H239ZM0 196L1 197H4V199L6 200V198L8 197L7 195H2L1 193H0ZM50 196V197H51ZM151 196V195H150ZM157 196V195H156ZM241 196V195H240ZM240 196H238V200H240L239 199V197ZM169 197V196H168ZM234 198V199H233ZM237 198V197H236ZM251 198H253L254 199V201L255 202H258V204H257V209L255 210V211H252V207L250 208V206H252V204H251V202H252V199ZM233 199V200H232ZM7 200H9V199H7ZM64 202V203H63ZM33 203V202H32ZM50 203V202H49ZM54 203V202H53ZM63 203V206H62V208H60V206H61V204ZM213 203L215 204L216 202H214L213 201ZM51 204V203H50ZM126 204H127V206H126ZM239 204V203H238ZM29 205V204H28ZM217 205V204H216ZM221 205V204H220ZM73 206H76L77 208H78V210H79V214L77 213V214H72L73 212L71 211L72 210V208H73ZM214 206V205H213ZM40 207V206H39ZM170 207V206H169ZM236 207V208H237ZM224 208V209H225ZM239 208V207H238ZM237 208V209H238ZM239 208V209H240ZM219 209H220V206H219V208H218V212H219ZM169 210V209H168ZM63 211V212H62ZM74 211V210H73ZM76 211V210H75ZM74 211V212H75ZM221 211H222V209H221ZM220 211V212H221ZM231 211V210H230ZM230 211H228V212H230ZM234 211H235V209H234ZM237 211V210H236ZM35 212V211H34ZM52 212V211H51ZM217 212V211H216ZM217 212V216L218 217H220V215H218L219 213ZM238 212H240V211H238ZM255 212H256V214H255ZM173 213V212H172ZM225 213V212H224ZM231 213V212H230ZM230 213H227L228 215L230 214ZM253 213V214H252ZM1 212H0V224L1 223H5V221H4V219H3V217H1ZM222 215H223V213H222ZM255 215V216H254ZM252 216H254V217H252ZM222 217V216H221ZM220 217V218H221ZM224 217V216H223ZM225 217H228V216H226L225 215ZM224 217V218H225ZM94 218V219H93ZM52 219V218H51ZM65 220H66V218H64ZM69 219H67V220H69ZM97 220V224H94V222H93V220ZM79 220V219H78ZM223 220V219H222ZM82 221V222H83ZM225 221V220H224ZM223 221V222H224ZM253 221L254 220H252V223H253ZM66 222V221H65ZM246 222H248V223H246ZM10 223V222H9ZM79 223H81V222H79ZM235 223V222H234ZM66 224H67V222H66ZM166 224V223H165ZM168 224V223H167ZM169 224H171V223H169ZM168 224V225H169ZM242 225H243V223H241ZM9 225V224H8ZM7 225V226H8ZM71 225V224H70ZM74 225H76V224H74ZM168 225H165V228L164 229H166V232H167V234H166V236L169 238V239H172L173 237H172V235H170L171 233H169V232H171L170 230H169V228L170 227H168ZM239 226H240V224H238ZM73 226V225H72ZM171 226V225H170ZM252 226V225H251ZM71 227V226H70ZM66 228V227H65ZM240 228V231H241V229H242V227H239ZM247 228V227H246ZM245 228V229H246ZM248 228H250V226H248ZM244 229V228H243ZM244 229V230H245ZM81 230H83V229H81ZM244 230H242L243 232H244ZM248 230V229H247ZM247 230H246V232H247ZM62 231H63V234H65V236L64 237H66V235H68L67 237H69V236H71V238H70V240L69 241H67L66 242V244L64 245V249H65V254H64V260H66V263H67V256L68 255H70L71 254V250H70V244H71V239H73V236H72V234H71V232L69 233L68 231H65L64 229H62ZM241 231V232H242ZM248 232H249V230H248ZM73 233V232H72ZM250 233V235H251V231L249 232ZM94 234V232L92 233V235ZM165 234V233H164ZM243 234V233H242ZM242 234H240V235H242ZM245 234V233H244ZM246 235V234H245ZM249 235V234H248ZM247 235V236H248ZM256 235H255V238H256ZM162 236V235H161ZM254 236V235H253ZM172 237V238H171ZM68 238V239H69ZM162 238H163V236H162ZM164 238H166V237H164ZM254 238V239H255ZM168 239V241H171V240H169ZM66 240V239H65ZM166 240H167V238H166ZM257 240V241H258ZM174 241H175V239H174ZM174 241L172 242V244L174 245V244H176V242L174 243ZM195 241V240H194ZM97 242V241H96ZM181 242V241H180ZM189 242V241H188ZM98 243V242H97ZM96 243V244H97ZM169 243V242H168ZM177 243H179V242H177ZM196 243V242H195ZM194 243V244H195ZM199 243V242H198ZM10 244V243H9ZM8 244V245H9ZM171 244V242H170V246L172 245ZM86 245V244H85ZM172 245V246H173ZM176 245H178V244H176ZM175 245V246H176ZM183 245V244H182ZM196 245V244H195ZM194 245V246H195ZM198 245V244H197ZM196 245V246H197ZM200 245V244H199ZM179 246H181V243H180V245ZM192 246H193V244H192ZM194 246H193V248H194ZM204 246V245H203ZM187 247V246H186ZM189 247V246H188ZM198 247V246H197ZM200 247V246H199ZM198 247V248H199ZM205 248H206V246H204ZM203 247V248H204ZM180 248V247H179ZM205 248L203 249V251H205ZM207 249V248H206ZM200 250H202L201 249V247H200ZM200 250H199V252H200ZM208 250V249H207ZM174 251V250H173ZM190 251H194V250H191L190 249ZM164 252V251H163ZM186 252V251H185ZM208 252H211V250L210 251H208ZM207 251H206V253H208ZM174 253V252H173ZM192 253V252H191ZM6 254V253H5ZM179 254V256H181V252H179V253H177V255ZM205 254V252H203L202 253V255H204ZM171 255V254H170ZM174 255V254H173ZM176 255V256H177ZM183 255H187V254H183ZM182 255V256H183ZM208 255V254H207ZM82 256V255H81ZM175 256V255H174ZM174 256L172 257L171 256V259H170V261H171V263L170 264H172V262L174 263V264H177V263H175L174 262ZM212 256V255H211ZM9 257V256H8ZM11 257V256H10ZM115 257V256H114ZM178 257V256H177ZM185 257H187V256H185ZM209 257H210V255H209ZM217 257V256H216ZM184 257H180L179 259H175V260H177V262H178V260H181V259H183ZM212 258H213V256H212ZM219 258V257H218ZM217 258V259H218ZM221 258H222V256H221ZM220 258V259H221ZM164 259H166L165 261H164ZM172 259H173V261H172ZM204 258H202L201 259V261L203 260ZM210 259H211V257H210ZM210 259L208 260V262L210 261ZM220 259H219V263H220ZM224 259V258H223ZM223 259H221L222 261H223ZM205 260V262L207 261L206 259H204ZM204 260L201 262V263H203L204 262ZM224 260H226V258L224 259ZM110 261H113V260H110ZM181 261H183V260H181ZM200 261V260H199ZM216 260H215V257H214V261H210V262H215ZM1 262V261H0ZM70 262H73V263H76V264H79L78 263V260H77V258H75V259H72V261H70ZM114 262V261H113ZM204 262V263H205ZM210 262L208 263V264H210ZM178 263H182V262H178ZM185 263V262H184ZM216 263H218V262H216ZM218 263V264H219ZM224 263V262H223ZM222 263V264H223ZM225 263H227V261L225 262ZM229 263V262H228ZM227 263V264H228ZM69 264V263H68ZM190 264H192V263H190ZM194 264H196V263H194ZM197 264H199V263H197ZM205 264H207V263H205ZM212 264V263H211Z\"/></svg>","mask_w":264,"mask_h":264}]
</instances>
